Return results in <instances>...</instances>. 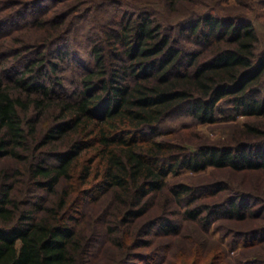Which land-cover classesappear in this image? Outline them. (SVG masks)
Instances as JSON below:
<instances>
[{
	"label": "trees",
	"instance_id": "16d2710c",
	"mask_svg": "<svg viewBox=\"0 0 264 264\" xmlns=\"http://www.w3.org/2000/svg\"><path fill=\"white\" fill-rule=\"evenodd\" d=\"M66 1L0 0V160L15 162L0 170V264H92L98 238L83 227V205L104 195L111 197L103 214L104 243L117 249L110 256L120 254L114 264H163L160 251L136 250L152 247L155 236L181 232L168 216L151 219L142 230L135 224L160 195L159 208L183 207L176 213L205 235L220 220L258 219L248 231L218 227L231 246L264 247L263 199L236 193L223 181L192 186L167 179L183 169L264 170V50L255 24L211 11L193 15L179 23L178 32L195 37L199 48L184 49L147 8L133 18L119 1L103 0L86 11H99L101 23L94 16L95 24L106 31V43L121 48L113 58L127 61L115 67L99 37L71 39L79 16L67 19L84 0L58 11ZM112 23L116 29H109ZM28 28L46 29L44 42H3ZM62 63L72 67L74 90L64 87ZM217 114L261 120L238 126L233 145H183L176 131L212 123ZM181 117L192 121L163 128ZM34 187L45 193L32 194ZM228 190L233 194L222 202L204 201ZM215 244L206 257L197 248L192 264H233L223 245ZM254 260L245 264H264L262 254Z\"/></svg>",
	"mask_w": 264,
	"mask_h": 264
},
{
	"label": "rangeland",
	"instance_id": "374dc122",
	"mask_svg": "<svg viewBox=\"0 0 264 264\" xmlns=\"http://www.w3.org/2000/svg\"><path fill=\"white\" fill-rule=\"evenodd\" d=\"M103 0H84L82 3V9L78 12L73 13L68 17L67 21L72 20L73 16H79L74 23L73 31L70 35L73 40H84L83 35L94 34V36L99 37L98 42L100 46L105 48V56L108 62L115 67L121 66V64L126 63L127 60L122 56V59H114L113 52L120 47H112L106 43V31L104 28L96 26L94 16L98 17V20L101 23V18L98 16L99 11L97 9L87 12V8H93L94 5L99 4ZM121 3L120 8H126L130 10L131 17H135V13L142 8H147L149 10L152 18L155 19L156 23L161 24L163 27V32H169L171 37L177 38L178 41L171 40L176 47H184V49L199 48L195 42V37L190 36L187 33L179 35L178 28L179 23L192 17L196 14H204L207 12H214L222 16H243L252 21L257 32L261 36L260 49L264 50V6L259 4V0H182L178 1L175 5L172 4L170 0H116ZM75 4V1H66L61 4L58 8V11L67 10L69 7ZM130 5V6H129ZM109 10V8H105ZM104 9V10H105ZM7 9H4L3 14ZM2 12V11H1ZM86 12V13H85ZM105 11H101V14H104ZM109 29L117 28V26L112 23L109 25ZM46 29H37V28H28L24 31H21L13 36L6 38L3 42H6L7 46H21L23 44H34L44 42V34ZM78 35V38H76ZM16 37L20 40L17 42ZM121 49V48H120ZM56 60V59H55ZM61 70L60 75L64 79V87L68 90H74L75 85L73 80V73L71 72V66L69 64H60ZM81 70V69H80ZM78 76V75H77ZM78 90V88H77ZM261 118L257 116H245L238 115L233 119L224 118L223 115L217 114L216 119L212 123H198L193 127L188 129H182L180 137L183 138L182 143L184 146L188 147L190 150H196L197 147L201 145H211V146H226L233 145L238 141V132L236 128L238 126L244 125L246 122H260ZM192 121L189 117L175 118L168 121L164 125V129L178 128L186 122ZM174 134H167L161 136L159 139L171 138ZM15 165V162L11 159H1L0 160V170L4 167L11 169ZM168 181L170 185H175L179 183H185L192 186L199 185H208L214 184L220 181L226 183L232 190L245 191L251 194H255L260 201L264 200V170L257 171H242L235 172L230 169H217L213 167H208L205 170L195 172L189 169H183L179 173H171L168 176ZM33 193L40 192L41 194L45 193L43 189H38L34 187ZM35 190V191H34ZM229 194H233L230 190L223 191L216 195H213L211 198L203 199L206 202H222L225 197ZM45 195V194H44ZM164 196L160 195L156 198L153 203H150L148 212L136 219L135 224L139 227L140 230L143 229L145 224L153 218H158L162 216H168L172 219H176L177 222L181 225V232L179 235L172 236H163L158 235L152 238L153 245L152 247H147L144 249H136L137 251H145L148 254H153L154 252H161L163 259V264H184L183 258L188 264H192L195 255H197V248L203 250V257H206L209 252L217 246L216 242H219L222 247L227 251L228 260L232 261L233 264H245L248 261L253 263L256 257L261 254L264 256V247H256L255 249H246L242 243H238L236 246H231V237L224 236V228L219 229L221 224L223 227H231L235 230H244L248 231L254 229L256 225L259 224V220H248L246 223H237L236 221L220 220L212 224L209 228V233L205 235L198 225H195L189 220L182 218L181 214H177L183 209L179 206L172 204L168 211H164L161 208V201ZM109 195H104L98 201H87L83 205L85 222L84 226L90 233L91 237H97L98 241L96 246L92 250L91 261L92 264H106L105 260L111 255L112 250H117L110 248L108 244L104 243L106 238L104 231V221L103 214L111 209L110 207ZM262 202V201H261ZM255 205L254 208L258 207ZM110 207V208H109ZM176 214H175V213ZM225 225V226H224ZM151 235L148 237L150 238ZM189 238V239H186ZM208 238L210 241L208 242ZM198 244H200L198 246ZM202 245V246H201ZM201 246V247H200ZM217 248V247H216ZM202 253V252H201ZM111 258L107 262L108 264H114L115 260L120 257V254H115L110 256ZM113 260V263L111 261ZM135 263L133 264H146L143 261L134 259ZM137 260V261H136ZM243 260V262H241ZM264 262V261H263ZM255 263V262H254Z\"/></svg>",
	"mask_w": 264,
	"mask_h": 264
}]
</instances>
